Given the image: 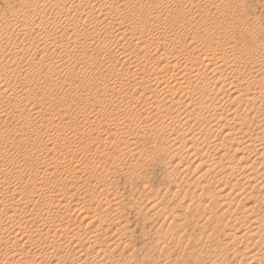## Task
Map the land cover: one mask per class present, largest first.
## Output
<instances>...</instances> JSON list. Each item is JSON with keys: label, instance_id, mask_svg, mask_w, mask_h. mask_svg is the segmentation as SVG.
I'll return each mask as SVG.
<instances>
[{"label": "bare ground", "instance_id": "6f19581e", "mask_svg": "<svg viewBox=\"0 0 264 264\" xmlns=\"http://www.w3.org/2000/svg\"><path fill=\"white\" fill-rule=\"evenodd\" d=\"M228 1H231V0H159V1H157V3L151 4L152 2H150L149 0H13L12 2L9 3L10 9H11L9 11L10 12V18L2 20V17H1V21H0V63L2 64V62L7 61L6 62L7 64L11 63V65H12L10 67L11 69H9V68L3 67L0 64L1 65L0 66V118L6 117L5 119H7V117H9L8 115H10V113L7 114V112H8L7 108L11 105H12L11 107H15L13 105H18L16 103L17 99H19V100L21 99V102H22V100L25 98L23 94H22L23 96L21 94H20L21 96H19V93H21L22 89H26L27 91L31 92L32 89L35 90V87L32 88V86H36V85L39 86V84L37 82H36L37 84L35 83L36 85H34L33 83H32L33 85H28L25 82L26 78L28 77V75L30 73L33 74L35 71L37 73V75L40 74V73H38L39 70L38 71L35 70V69H37V68H35L36 66L35 67L33 66L35 68L34 70L32 68V64L33 65L35 64V63H33V60H36L37 56L43 55V56L48 58V57H52L51 55L55 54V56H57L56 58L58 61H56L54 63H50L47 59H45V61H46V63L48 62V65L51 68L56 69V70H62V69H65L66 67H68V65H71V59H73L74 56H76V55H77L76 57L81 56L80 54H81L82 47L87 42L90 43V41H91L90 44H91V48H92V50L90 49V51H91L90 59L91 58H93V60L97 59L101 55H103V57L113 56V54L111 55V51L108 49V47L107 48L103 47L104 45H101V43H102V40L105 39L104 36L110 37V38H116L118 41L116 44H113L114 48H112V49L114 50L115 53H118L120 55V60L122 62L121 61H118V62H121L120 66H122V67H125L126 65H128V67L130 68L129 70H131L127 74H125V73L119 74L117 72H116L117 73L116 75L111 74L109 81L106 83L104 89H102V91H104V93L105 92L106 93L109 92V94L111 93L110 96H108L106 94L107 97L106 96L105 97L108 100H106L105 103H106V105L108 104V106L110 108H113L116 113L112 112L113 111L112 110L111 115L108 116V118L110 117L109 119L107 118L103 122L100 121V122L96 123L95 121H93V118H92L93 122L91 121V118H90L91 116L90 117L89 116H82V118L81 117L79 118L78 116H75V115H69V114L68 115L67 114L62 115L60 112L59 113H53V112L51 113V112H48L46 110L41 109V107L39 108V106H37L38 104L35 103V105L31 106L32 108L30 107L31 111L29 110L30 111L29 117H27V119L24 120L28 124L27 125L24 124V125L29 127V126H31V125H29V123L30 124L33 123L34 125L36 123H39V124H42V126H43V124L45 122H47L48 125L52 126V124H54V121L56 120V118L58 121V122H56L57 125L59 126V128H62V129H68L69 130L75 126L74 124L80 125L84 129V128L88 127L87 125H89L93 129L92 132L94 131L93 132L94 134L96 132H98L99 136L96 138L94 137V139L91 138L92 136H90L89 138L86 137L87 139H85L83 141H84L85 146L87 148L88 147H90L91 149L97 148V152L99 153V156L101 157L104 155L103 152L107 151L106 147H108V145L110 147H111V145L118 147V146H120L121 142L124 143V141H127V139L129 140V138H131L132 135L131 134L129 135L130 131L128 132L127 130H128V127L133 122L135 123V126L137 127L138 126L137 122L142 126L143 123L145 125V123L148 121H152L154 119L159 120L158 117H160V120L162 118H164V119H166V120H163L164 122L166 121L164 126L157 124L159 127L158 126L152 127L151 124L149 125L151 127H148V129L151 133L153 131L152 135L155 136V135L159 134L160 132L161 133L168 132V134H166V135H170V134H171V136L176 135V137L174 139L172 137V140L171 139L170 140L172 142H174V141L178 142V140L180 139V136L181 137L184 136V134H186L188 129H189L188 132H190L188 137L183 139L181 144H179V146H177L178 148L176 149L177 151H179L183 147L184 149L186 148L190 152L188 154H186L183 157V159L175 166V169H176V170L174 169L175 171L180 170L179 169L180 167H183L182 172L187 170L188 168H186L185 165H182V164H183V162L188 161L190 158H193L195 161L199 160V162H200V164L195 166V170H196V167L200 168V166H202V163L203 164L205 163V165H209L210 167L213 168V170L218 171L217 173H219V174H224V172H226V170L230 169L229 173L225 174L223 176V178H220L218 180L220 182L225 181L224 182V185H225L224 188H227L226 186L230 185V182L228 183V181H227V179H229V177H235L236 176L233 179L239 178V177H237V173H238L237 170L240 168H238V166L237 167L236 166H230V164H228L229 160H233V158H232L233 156H231V153L233 152L236 154V153H239L241 151L242 157H238L237 162H246L247 161L246 164H248V165L246 167H244L245 173L243 174V177L241 179H238V181L236 183H234L233 185L231 184L232 185V186H230L231 188L228 189L229 192H226L227 194L221 196V198L223 197L225 199H228L226 201V205L223 204L222 203L223 201L221 202L222 199L219 198L220 204L222 203L224 206H226L225 212L223 211V213H229V214L231 213V217L234 218V215H235V213H233L234 212V208H233L234 204H236L235 212L236 211L238 212L239 209H237V208L241 207L240 203L242 202L243 198L247 199L246 198L247 194L251 193V192H248L250 190L252 192L254 190H256L255 192L256 193L258 192L257 195L262 194L263 198L261 200H259L255 197L257 195H255L253 197H255V199L259 200V202H257L258 204L260 203L264 206V138L260 137V135H262V136L264 135V97H263L264 96V94H263L264 93V50L255 44L254 48H251V47L247 48L248 50L243 51V53L241 55L239 54L238 59H237V57H236V59H234V57L231 58V56H229L227 58L226 56L229 55V54L227 55L229 50L226 51V49H230L232 52L233 51L232 49L235 48V44H236L235 42L236 41H234L233 46H231V47L229 46L231 44V42L233 41L232 35L235 32L234 33L232 32V34H230L228 32L224 33V34L221 33V34H219V36L215 37L214 35L212 36V33H213L212 32L213 31L212 26L210 27L209 25L207 26L206 24L201 25V26L199 25L200 27L194 26L196 28L194 30H192V27L190 30L187 28H184L182 30V32H181V30L178 32L177 31L174 32V30H172L171 33H169L167 36H163L159 33V31H160L159 29H160V27H162L161 25H164V23H166L170 19H174L172 21L176 24L177 23H179V24L183 23V24L189 25V27H190V25L194 19L193 16L191 15L192 13L190 14L189 11L184 10V13H182V15H177L176 10H180L181 8L177 9L180 6H182V9H183V7L186 9L185 6H189L190 9H196L195 11L197 12V10H199L202 2H204V5L206 4V8H207V6L210 7L211 5H213V6L215 5L216 7H218L217 5H219V4L223 5L224 2H228ZM130 6H132L133 9L130 10V8H129ZM230 6H231V3H230ZM203 8H204V6H203ZM219 9H220V7H219ZM200 10H202V7ZM141 13H148L149 15L147 18H149L148 19L149 21L144 22V21L140 20V16H144V15H140ZM204 13H205V11H204ZM172 15H173V18H172ZM127 20L132 22V23H133V20H139L138 21L139 23L137 22V25H139V26L134 25L136 23L133 24L134 26H136V28H138L137 29L138 31L136 33L134 31H132L133 25L131 27L126 26ZM130 22H129V24H130ZM238 22L239 21H237V23ZM201 23L202 22H200V24ZM244 23H242L240 21V24H244ZM242 28H243V26H242ZM218 30H219V28H218ZM260 30H258L257 32L253 30L255 32V34H253L254 32L252 33V31H251V33H250L247 30L248 31L247 33H249V35H252V36L254 35L256 37L255 39H257ZM128 35L130 37H128ZM202 37L210 40L212 43L216 42L214 44V48L205 49V48H203V46L205 47V45H203L204 43L202 44L203 46L201 47L200 46L201 44H199V42L201 41ZM199 38H200V41L198 40ZM64 40L67 41V44L63 43ZM186 40L187 41L190 40L189 41L190 43L188 45L192 46V49L190 48L192 50V51L190 50L191 51L190 54L185 53L188 51V48H187V51H185V52L181 51L182 52L181 53L179 51L181 45L184 42H187ZM65 45L66 46L72 45V47L67 46L70 48L69 49V48H66ZM188 45H187V47H188ZM131 46H133L132 50L134 52L132 51L130 53H127L128 48L131 49ZM228 46H229V48H226ZM89 48H87V49H89ZM85 49L86 48H84V50ZM242 49H241V52H242ZM83 52H85V51H83ZM88 52H89V50H87V53ZM183 53H185V54H183ZM152 56L156 57L155 62L151 60L154 64L148 65V64H150V62H149L150 60H148V57L150 59V57H152ZM86 58H88V57H86ZM48 59H50V58H48ZM53 60H54V58H53ZM98 60H100V59L98 58ZM45 61H43V62L45 63ZM79 61H83V57L81 58V60L80 59L77 60V62L74 61L75 62L74 63L75 68L83 65V63L79 62ZM85 61H87V63L89 64L88 59ZM51 62H53V61H51ZM90 62H92V60H90ZM6 63H3V65ZM38 64L40 65L39 62H38ZM102 64H103V62H102ZM84 66H85V63H84ZM227 66H228V69H226L224 71L223 68L227 67ZM240 69L246 70L247 72L242 71V72H244V74L243 73L240 74L239 73ZM71 70H73V69H71ZM78 70H80V68ZM85 70H87V68ZM222 70H223V72H222ZM40 72H42V71H40ZM73 72H71V73H73ZM110 72L108 71V73H110ZM89 74H91L94 78L96 77L97 80L100 76L98 71L95 73L92 71ZM140 74H143V76L140 77V79L137 81V83H135L134 77L138 76L137 77V79H138ZM207 74L212 76V77L208 78L206 80ZM58 75H60V74H58ZM102 75L104 76V74H102ZM81 76H83V75H80V77ZM120 77H123V78H120ZM234 79H237L236 85L233 82ZM11 80H13V81H11ZM10 81L15 83V85H13V86H17L15 89H14V87H10V84H11ZM17 82H22L20 87H19V84ZM50 82L52 83V81H50ZM67 83L68 82L66 80H64V82H62V85L65 86V84H67ZM68 86H70V85H68ZM218 86H220V88ZM223 87L225 88L224 90H223ZM17 88H19V89H17ZM36 89H37V87H36ZM131 91H133L132 94H134V92H135L137 95L135 94L133 96L127 97L128 93ZM216 91H217V93L221 91V93H223L224 97H225V94H229V96H228L229 98H227L228 100L224 101L225 99L224 100L223 99L220 100L221 98L217 99L218 97L215 96ZM134 96H137L138 99L137 100L134 99L135 98ZM160 97L161 98L163 97V99L165 98L164 100H167L166 102L168 104L164 103V101L161 102ZM85 98H86V96H85ZM81 99H79V100H81ZM83 99H84V97H83ZM76 100H77V98H76ZM30 101H31V99L29 100V103H30ZM36 101H37V99H36ZM83 102L84 101L81 100L80 103L84 104ZM229 102L230 103L231 102H240V103L242 102L243 106H245L244 107L245 109H243L244 110L243 112H241L237 109V111L244 113L243 116L241 118H239L237 121L230 122V123H232L231 125L225 126V125H223L224 121L222 122L223 124L221 123V121L223 120L222 115L216 114V109H219V108H221V109L227 108L228 109V107H229L228 103ZM27 103H28V101H27ZM80 103H78V104H80ZM85 103H87V102L85 101ZM140 105H142V108L140 110L135 108L137 106L139 107ZM167 105H170V106H167ZM231 105H233V104H231ZM180 106H185L186 111L185 112L183 111L184 112L183 114L181 113L182 114L181 117L180 116L176 117V115L174 117V115H172L171 112L175 111L174 109H176L178 107L180 108ZM238 106H240V105H238ZM100 109H102V108H100ZM135 110H138V111L135 112ZM235 110H236V108H235ZM235 110L230 111V114L232 116L233 115L238 116L235 114L236 113ZM10 111H11V109H10ZM20 112L17 114L14 113L15 115H13L14 116L13 118H15L17 120L18 119L20 120V118L24 119L23 113L22 112L20 113ZM85 112H86V110H85ZM90 112H92V110ZM96 112H99V111H96ZM126 112H130L132 114V115L131 114L129 115V116H131L130 117L131 120L128 119L129 120L128 124L126 123V127L123 126L124 128L122 127V129H120L118 126V128L120 130L118 132H116V134L120 135L119 143L113 144L111 142H108L110 140L109 138H107V139H109L108 141L106 139L100 140L103 138V137L100 138V133L103 134V132H101V131L104 129L106 130V128L111 126L112 121L117 123L120 119L123 120V118H126L127 117V116L125 117ZM172 113H174V112H172ZM177 113H178V111H177ZM89 114L91 115V113H89ZM104 114H105V111H104ZM25 115H27V114H25ZM97 115H99V113ZM105 116H107V115H105ZM24 117H26V116H24ZM103 118L104 117H102V119ZM225 120L227 121V119H225ZM98 121H99V119H98ZM155 121H154V124H155ZM163 121H160L161 122L160 124H162ZM0 122H2V121H0ZM152 122H150V123H152ZM124 123L125 122L123 121L122 124H124ZM228 124H229V122H228ZM248 124H253L252 126L254 129L257 130V132H256V134L252 132L253 134L249 133L248 135L242 136L241 134H243V129L245 130V128L247 127ZM55 126H54V128H55ZM141 126L139 127L140 129L142 128ZM145 126H143V127H145ZM225 128H227L226 129L227 132H225ZM248 128H249V126H248ZM21 129H23V128H21ZM1 130L3 131V129H1ZM105 130H104V132H105ZM144 130H146V129H144ZM20 131H22V130H20ZM180 133H181V135H180ZM210 133H212L213 135L215 134L214 137H212L211 142L206 140V139H203V137L205 138V137L209 136L208 134H210ZM220 133L221 134L223 133L224 137H222L223 136L222 135L220 138H218V136L221 135ZM224 133H226V134H224ZM246 133H248V132H246ZM18 134H19V132H18ZM18 134H16V136ZM88 134H90V133L88 132ZM10 135H12V134H10ZM69 137H70V135H69ZM80 137H82V135ZM225 137L226 138L228 137L229 140L226 141ZM53 138L49 139V141L52 144L55 143L57 136L54 140H53ZM65 138L67 139V137H65ZM73 138L67 139V142L70 143V141H73L71 144H73V143L75 144V142L78 139L79 142L81 143L82 138H79L78 133H77V135L75 134V136L73 135ZM168 138H170V137H167V139ZM135 139H138V141H137V143H134V144L133 143L129 144L128 141L125 142V144H127V147H126L127 153L130 154V156H132V157L137 155L138 153L139 154L141 153V151L138 149V146H137L140 138L138 137ZM219 139H220V141H219ZM9 140L4 139L2 136L0 137V160H2V161L5 158H7L8 155H11V154H15V155L17 154L18 155L20 153V151H22L19 148L20 144L17 145V143H15V142L13 143L12 140H10V141H12V142H10ZM57 140H59V139H57ZM62 140H63V138H62ZM166 141H168V140H166ZM177 142H175V145ZM198 142H200V143L198 144ZM228 142L231 143V146L229 148L227 146ZM35 144L33 145V147H35ZM52 144L49 143V146ZM131 144H133L135 147L134 146H133V148L130 147ZM170 144H171V142H170ZM186 144H188V145L186 146ZM205 144H206V146H208V149L205 153H203L206 156L204 158L203 154H197L196 152L203 149L202 146ZM234 144L237 145L238 147H240L241 149L234 148L233 147ZM26 145H28V144H26ZM171 145L173 146L174 144L172 143ZM175 145H174V147H175ZM219 145H222V146L224 145V147H227L228 149L225 148V150H227V151L226 152L224 151V153L219 157L220 161H218V163L214 164V158L211 156L212 154L210 155L209 153L210 152L214 153L216 150L220 151ZM46 146H48V145H46ZM184 146H186V147H184ZM54 147H56V146H54ZM101 148H103L102 149L103 151L100 152ZM123 148H124V146H123ZM33 149H36V148H33ZM65 149H67V147H65ZM38 150L39 149H37L36 151H38ZM126 150H125V153H126ZM24 151L25 150H23V152ZM66 151H68V149ZM66 151L64 153H66ZM70 151H71V149H70ZM75 151H77V150H75ZM32 152H33V150H32ZM121 152H123V151H121ZM246 152H247L248 156H246ZM33 153H35V152H33ZM36 153H38V152H36ZM62 153H63V150H62ZM64 153H63V155H64ZM86 153L87 152H85V151L83 152V154H84L83 158H87L88 155ZM125 153H123V155ZM28 154H26L25 164L28 163L27 162V160H28L27 155ZM23 155L25 156V154H21V156H23ZM139 156H141V155H139ZM69 157L70 156H66V158L63 157L61 162L59 160L60 164L58 162H56V165H53L54 163L53 164H47V163H45L46 161H43L40 163H38L36 161L37 163L34 165V167H33V165H31L29 167V168H31V169H29V171L26 168L27 165H23L24 163L22 165L18 164L19 165L18 166L16 162L13 163V161H12L13 164L11 165V168L9 170L1 171V173H0L1 174L0 191L3 188L1 186H4L8 190H10L11 193L9 194V191H6V189H5L6 192L3 193L2 196L0 197L1 198V200H0V205H1L0 215H4L6 217L5 222H7V225H4V226H2V224H0V234L1 235L7 234L5 237L9 238V239H7V240H9V242H10V240H16L17 242L20 241V242H23L25 245L29 246L31 243H36V242L41 243L40 241H43L44 247L47 245L46 243H49L50 245L54 246L56 243H54L53 239H54V236L55 235L57 236L58 234L54 233L55 234L54 235L53 233H51V234H53L52 235L53 241L51 242V241H49L50 238L47 236V232L50 231L54 227H56L55 230H60V229H57V227H59L60 225L59 224L56 225V222L59 223L58 221H60L59 217L57 216L58 215L57 213H60L62 211L61 212L62 216L61 215L60 216L62 219H64L63 222H65V219L68 220V218L66 216H64V214L66 212L68 213V211L73 210L74 213H77V214H79V216L81 215L83 217V221L84 220L87 222L91 221L89 223V225H87L86 227L91 226V224H94L97 221L103 220V219L102 220L100 219L103 216L102 214H100L98 212L99 214L95 215L94 211L88 207L89 206L88 202L92 203V201H96L95 199H97V198H99L100 205L102 204V205H104V207H106L103 209L104 213L110 214V211H113V212L116 211L117 213L115 214V218L116 217L117 218L115 221H117L119 223H120V221H122V219L119 217L121 219L120 220L117 216V214L120 212L119 210H120V206L122 205V203H119L120 201L119 202L117 201V199H118L117 196L112 194L113 193L112 191L114 189L112 191H110L111 189L106 188V189H101V191H98V189L102 186L99 182L94 187L91 185L93 188H95V195L92 197H90L92 192H91V188L89 187V184L88 185L86 184L82 187H80L81 185H79L78 189H76V188H75L76 190L74 189L76 191L75 194L70 195L68 193V190H64L61 187H57V185H55V184L49 185V183L46 182L47 180H45L46 179L45 175L49 173V172L46 173V171H49L48 170L49 167H47V166L48 165L52 166L50 168L51 173L49 175L53 178L54 176L57 175V173H59V174L61 172L63 173L65 171L64 169L67 168V165H70V164L73 165L74 164V162L72 160L73 157L70 158L72 161L68 159ZM8 158L10 159L11 157H8ZM75 159H76V157H75ZM22 160H23V158H22ZM22 160H21V162H22ZM92 160H94V159H92ZM96 160H99V159L97 158ZM200 160H202L204 162H202ZM223 161H227V165L225 163H224L225 165H223L222 164ZM9 162H11V161H9ZM9 162H8V164H9ZM80 163H81L80 161H78V162L75 161V166L73 165L74 168L71 169L72 170L71 175H72V178H74V180L76 179V175H77L79 169L82 168L81 165L82 164L84 165V163H82V164H80ZM103 163H105V162H103ZM95 164H94L93 168H96V170H97L98 167H95L96 166ZM239 165H240V163H239ZM80 166H81V168H80ZM119 167L121 169V166H119ZM45 168H46V170H44ZM40 169L44 170L41 172H43L45 179H44V177H41V179L35 180V181H34V178H33V180H31L30 177L28 179V176L30 175L29 173H31V171L32 172H33V170L39 171ZM260 170H262L261 173L258 172ZM207 173H209L208 170L206 171V174ZM217 173H215V175L213 177H210L213 181L215 180ZM123 174H125V173H123ZM104 175H106V174H103V172H101V176H104ZM202 176H204V175L202 174ZM32 177H34V176H32ZM95 177H96V175H95ZM104 177L106 178L107 176H104ZM104 177H102V178H104ZM68 178H69V180L71 179L70 177H68ZM79 178L80 177H78V180H79ZM201 178H199V179H201ZM210 178H209V181H210ZM47 179H48V177H47ZM84 179H87V178H84ZM104 180H106V179H104ZM231 180H232V178H231ZM241 180L243 182H241ZM66 181L68 182V179ZM80 181H83V179L81 180V178H80ZM49 182L53 183V181H49ZM71 182H72V180H71ZM54 183H55V181H54ZM56 183H58V182H56ZM193 183H195V182H193ZM221 184H223V183H221ZM182 185H183V183H182ZM197 185H199V183ZM75 186H77V185H75ZM103 187H105V186H102L101 188H103ZM180 188H182V187H180ZM66 189H67V187H66ZM92 191H93V189H92ZM2 192H4V191H2ZM90 192H91V194H90ZM177 194L178 193H176L175 195H177ZM40 198H41V200L43 198L44 206H42V207L38 206L37 204H39V203L35 202L36 199H40ZM86 199L88 202L86 201ZM88 199H90V201ZM248 200H249V198H248ZM97 202H96V204H97ZM91 205L92 204H90V206ZM156 205H158V204H156ZM117 207L119 208V210L117 209ZM255 208L256 207L252 206V205L250 208H244L245 215H244V213H242L244 216L242 215V217L236 218L235 220L232 219L233 221L230 220V222H233L232 223L233 225L232 224L228 225L230 227H234L236 225H240V227H241V225H242V226H245V228L248 227V229H249L248 232L244 231L245 233L241 234V236H239L237 233L235 234V232H237L238 230L235 231L234 234H231L230 238L233 242L232 244H235V242L240 243V244L245 243L246 246H251V247L254 246V247H252L253 249L255 247H259V248L261 247L259 250L257 248L254 251V253L252 252V248H250V247H249L250 249L247 248V251L244 248L245 249L244 252L245 251L246 252L242 253L243 252L242 251L241 252L242 255H240L241 253L238 252L240 256H239V260H238L239 262H237V264H264V215L263 216H257L255 214V212L257 213V211H255ZM161 209H159V210H161ZM259 209H261V208H259ZM100 210H102V209H100ZM91 212H93V213L91 214ZM239 212H243V211H241V209H240ZM67 213H66V215H69V213L68 214ZM50 214H52V215L55 214L58 217V221L55 220L56 216L53 215L54 217L53 216L52 217L56 221V222L54 221L55 223L52 221L53 223H49V225H48V223H46L45 226L43 224L42 229L44 230V227L46 229H48L46 231V233H44L43 235L40 234L38 228L34 229V231H32V232H26L27 231L26 229H33V228L37 227L35 224L37 219L39 222V219H42L46 215H47L46 217L49 218ZM246 214H247V216H246ZM72 215L74 216V214H72ZM121 215H123V214H121ZM214 215L216 217V214H214ZM238 215H236V216H238ZM254 215H256V216H254ZM46 217H45V219H46ZM72 217H70V218H72ZM212 217H214V216H212ZM45 219H43V220H45ZM49 220H47L46 222H48ZM72 220L73 219H71L70 222ZM118 220H120V221H118ZM115 221H113V222H115ZM5 222H4V224H5ZM67 222H69V220ZM67 222L65 223L66 225H67ZM1 223H3V222H1ZM71 223H70V225H71ZM103 223H101V224H103ZM40 224H42V222H40ZM119 225H121V224H119ZM180 225H183V224H180ZM246 225H247V227H246ZM99 226L98 227L102 229L101 225H99ZM125 226H126V224H125ZM184 226H185V224H184ZM228 226H225V227H228ZM78 227H75V228L78 229ZM170 227L173 228V225ZM205 227H206V225H205ZM174 228H175V226H174ZM80 229H82V228H80ZM80 229H78L77 232H79ZM101 229H100L99 235H101ZM168 229H169V227H168ZM230 229H233V228H230ZM75 230L76 229H74V228L67 229L68 233H67L66 237H64V236L62 237L64 239H66V241H68L67 242L68 243L67 248L69 247L68 245L70 243L76 246L77 249L75 250V253H74L75 256L73 255L75 258L72 259V257H69L67 255V253H66L67 256L61 255L62 257L61 256L58 257L59 254H57V252H56L57 248H55L56 249V251H55V249L51 246L53 248L52 253H54V251H55L58 256H56L50 252L47 253L48 251L45 249L47 251L46 252L47 253L46 259L48 258V262L49 261H50V263L56 262L57 264H95V262H96V264L97 263L102 264L103 259H105V257H106V256L101 257L103 255V249L100 248L102 250H99L97 252L98 254H101V256L96 257V255H95L96 258L93 257L91 255L92 253H90V250L92 251V249L96 245H94L93 247L91 246V248L89 246L88 247V248H90L89 250H87V247L85 250H83L82 244H84L85 242L81 244V239L84 240L83 239L84 237L81 234H80V236H82L83 238L78 237L79 235H78V233L75 232ZM82 230H80V233L82 232ZM62 231L66 232V230L64 228L62 229ZM103 231H105V230H103ZM169 231L172 232L170 229H169ZM169 231H167V232H169ZM51 232H52V230H51ZM91 232H93V233H91L89 235L90 238H88L89 239L88 241L96 243V239L98 238V232L97 231H95V232L91 231ZM211 232L212 231H210V233ZM87 234H89V233H87ZM60 235H61V233H60ZM217 238H219V237L217 236ZM60 239H61V237H59V240ZM163 239H165V238H163ZM7 240H4V242L2 240L1 241L3 243L9 244V242H5ZM12 242L13 241H11L10 243L11 244H14V243L19 244L15 241H14V243H12ZM91 242H89V243H91ZM59 243H57V245H59ZM86 245H87V243H86ZM237 245L239 246V244H237ZM16 246H12L11 249L14 247H15V249H17ZM31 246H32V244H31ZM36 246H37V244H36ZM75 246H74V248H75ZM108 246L110 247V244ZM226 246H228V244ZM0 247H1V244H0ZM22 247H21V249H22ZM35 247H33L32 249H34ZM37 247L39 248V246H37ZM37 247L35 249H37ZM40 247H42V245ZM47 247H48V245H47ZM55 247H56V245H55ZM58 247H59V249L63 248L60 246H58ZM19 248H20V244H19ZM29 248H31V247H29ZM83 248H85V246ZM15 249H14V251H15ZM40 249H37V251ZM42 249L44 250V248H42ZM59 249H58V251H59ZM2 250H4V249H2ZM43 250H41V251H43ZM125 250H127V248ZM224 250L225 249H223V251ZM5 251L10 252L9 250H5ZM5 251H3L4 254H5ZM129 251H130V249H129ZM8 252H6V253H8ZM131 252H133V251H131ZM10 253H9V255H10ZM15 253H17V250ZM19 253H17L19 255H16L13 253H11V254L16 255L14 258L17 257L18 260H19V258H22V256H23V258H24V256H26V254L24 255L21 252H19ZM238 253H234V255L236 254L235 258L238 257ZM2 254H0V255H2ZM21 254H22V256H21ZM27 254H28V252H27ZM9 255H7V256L9 257ZM39 255H41L40 252H39ZM44 255H45V253H44ZM107 255H110V254H107ZM234 255H233V257H234ZM3 256H5V255H3ZM37 256H36V259H39L38 258L39 256L38 257ZM91 256L93 258V260H92L93 262L89 260V259H91ZM127 256L129 257V256H131V254L130 255L128 254ZM127 256H126V258H127ZM4 258L7 259L6 257H4ZM12 258H13V256H12ZM42 259L40 258V261ZM1 260H3V259H1ZM1 260H0V263H1ZM88 260L92 263H89ZM130 260H131V258H130ZM5 261H7V260H5ZM23 261L21 263L20 262L19 263L22 264ZM32 261H33V259H32ZM124 261H125V259H124ZM7 262H5V263H7ZM48 262H47V264H48ZM131 262H132V260H131ZM16 263H17V261H16ZM27 263H28V260H27ZM33 263L35 264L34 261H33ZM10 264H13V263H10ZM30 264H31V261H30ZM125 264H139V263L136 260H134L132 263L125 262Z\"/></svg>", "mask_w": 264, "mask_h": 264}, {"label": "rangeland", "instance_id": "374dc122", "mask_svg": "<svg viewBox=\"0 0 264 264\" xmlns=\"http://www.w3.org/2000/svg\"><path fill=\"white\" fill-rule=\"evenodd\" d=\"M12 1L13 0H0V21H1V17H2V20L10 18V12L9 11L11 9H10V4L9 3L12 2ZM149 1L152 2L151 4H155L159 0H149ZM230 3H231V6H230ZM203 6H204V8H203ZM211 6L210 7L207 6V8H206V4L204 5V2H202L201 6H200L199 10H197V12L195 11L196 9H190L189 6H185L186 9L184 7L182 9V6H180L179 8H177V9L181 8L180 10H176L175 9L177 15H182V13H184V10L185 11H189L190 14L192 13L191 15L193 16L194 19H193V22L191 23L190 27H189V25H186V24H183V23L182 24L181 23L180 24L179 23L176 24V23H174L172 21L174 19H170L166 23H164V25H161L162 27H160L159 33L161 35H163V36H167L169 33H171L172 30H174V32H176V31L178 32V31L181 30V32H182V30L184 28H187V29L190 30L191 27H192V30H194V29H196L194 26H199V25L201 26V25L206 24L207 26L208 25L210 27L212 26V30H213L212 31L213 32L212 36L214 35L215 37L219 36V34H221V33L224 34V33L228 32V33L232 34V32L233 33L235 32L232 35V40L233 41L231 42V44L229 46L230 47L233 46L234 45L233 44L234 41H236L235 42L236 43L235 44V48L236 49L235 48H234L235 50L232 49L233 50L232 52H231L230 49H226V51L229 50V52L227 53V55L228 54L229 55L226 56L227 58L229 56H231V58L234 57V59H236V57H237V59H238L239 58V54L241 55L243 53V51L248 50L247 48H250V47L254 48L255 44L257 46L261 47L264 50V0H231V1H228V2H224L223 5L222 4L221 5L220 4L217 5L218 7H216L215 5H214L215 7L213 5H211ZM201 7H202V10H200ZM219 7H220V9H219ZM129 8H130V10L133 9L132 6H130ZM204 11H205V13H204ZM140 15H144V16H140ZM140 15H139L140 16V20H142L144 22L149 21L148 20L149 18H147L148 15H149L148 13H141ZM172 18H173V15H172ZM138 21L139 20H133V23H132V22L127 20V23H126L127 25L126 24L125 25L131 27L134 23H136L134 25L139 26V25H137ZM237 21H239V22L237 23ZM240 21L242 23H244V22L245 23L244 24H240ZM129 22H130V24H129ZM200 22H202V23L200 24ZM134 25L132 26V31H134L136 33L138 31L137 30L138 28H136V26H134ZM242 26H243V28H242ZM218 28H219V30H218ZM246 29L250 33H251V31L253 33L254 31L257 32L258 30H260V29L261 30L259 31V35H258L257 39H255L256 37L254 35L253 36L249 35V33H247L248 31ZM253 34H255V32ZM104 37H105V39L102 40L101 45H104L103 47H105V48L108 47V49L111 51V55L113 54V56L103 57V55H101L100 57H98L100 60H98V58L94 59V60H93V58L90 59V55H91L90 49L92 50L91 44H90L91 41H90V43L87 42L82 47L81 54H80L81 56L76 57L77 56L76 55V56L73 57V59L76 57L74 60L71 59V65H68V67L65 68L66 70L65 69H62V70L53 69V68H51L48 65V62L46 63L45 59H47L50 63H54V62L58 61L57 58H56L57 56H55V54L51 55L52 57H48L50 59H48L47 57H45L43 55H39V56H37L36 60H33V63H35V64L34 65L32 64V68H33V70L35 68H37L35 70L36 71L39 70L38 73H40V74L37 75V73L35 71H34L33 74L30 73L28 75V77L26 78L25 82L28 85H33V84L36 85L38 83L39 86H37V85L36 86H32V88L35 87V90L32 89L31 92L27 91L26 89H22L21 93H19V96H21L23 94L24 97H25L22 100V102H21V99L20 100L17 99L16 103L18 105H13L15 107H11L12 106L11 105V106H9L7 108V111H8L7 114L10 113V115H8L9 117H7V119H5L6 117L0 118V121H2V122H0V135L4 139L12 140L13 143L15 142V143H17V145L20 144L19 148H20V150H22L19 153L20 155L19 154L18 155L17 154L16 155L15 154H11V155H8L7 158L4 159L5 161L4 160L3 161L0 160V165H1L0 166V173L3 170H9L11 168V165L13 163H15V162L17 163V165L18 164L22 165L24 163L23 165H27L26 168L29 171V169H31L29 167L31 165H33V167H34V165L37 162L40 163V162L46 161L45 163H47V164H53L54 163L53 165H56V162L59 163V160L61 162L63 157L66 158V156H70L68 158L69 160H71L70 158L73 157L74 159L72 158V160L74 162V164H73L74 166H75V161L76 162L80 161L81 162L80 164L84 163V165L83 164L81 165L82 168L80 166L81 169H79V171H78V173L76 175V179L77 180L76 179L74 180V178H72V175H71V171H72L71 169L74 168V166L72 164L67 165V168L64 169L65 171L63 173L62 172L60 174L57 173V175L54 176L53 178L49 175L51 173V169L50 168L52 166L48 165L47 167H49V169H48L49 171H46V173H48V172L49 173L45 175L46 179H45V176H44L43 172H41V171L46 170V168L44 170L40 169L39 171H35V170H33V172L31 171V173H29L30 175L28 176V179H29V177L31 178V180H33V178H34V181H35V180L41 179V177H44V179L47 180L46 182L49 183V185H52V184L54 185L55 184V185H57V187H61L64 190H68V193L70 195L75 194V192H76L75 190L78 189L79 185H81L80 187H82V186H84L86 184L87 185L89 184V187L91 188V192L93 194L92 195L91 192H90V194H91L90 197L95 195V188H93V187L96 186L97 183L100 182V184L102 186H105V187L101 188L102 187L101 186L99 188L100 190L98 189V191H101V189H106V188L107 189H111L110 191H112L114 189L112 191L113 192L112 194L117 196V198H118L117 201L118 202L120 201L119 203H122V205L120 206V210L118 208L119 206L117 207V209L120 211L119 212L120 214L118 213L117 216H118V218L120 217L122 219V221H120L121 220L120 218H119L120 220H118V221H120V223L115 221L116 218H117V217L115 218V214L117 213L116 211L115 212L110 211V214L104 213L103 209L106 208V207H104V205H102V204L100 205L99 198L95 199L96 201H92V203L91 202L89 203L87 201V199H86V201L89 204L88 207L94 211L95 215H98L100 213V214H102L104 216V217L102 216V218H100L101 220L103 219L102 221H97L94 224H91V226L86 227L87 225H89V223L91 221H89V222H87L85 220L83 221V217L81 215L79 216V214H77V213H74L73 210L68 211L69 215H66L67 212L64 214V216H66L68 218L69 222H67L68 221L67 219H65V222H63L64 219L61 218V216H62L61 212L62 211L60 213L56 212L58 215L55 213L59 217L60 221H58V217L55 214H53L54 216H56L55 220H57L59 223H57L53 219L54 216L52 214H50L51 216L49 215V218L46 217L47 216L46 215L42 219H39V222H38V219H37L36 222H35L37 227L33 228V229H26L27 230L26 232H32V231H34V229L38 228L39 229V233L43 235L48 230L45 227H44V230L42 229L43 228L42 227L43 224L45 226L46 223H48V225H49V223H53L55 221L56 225H58V224L60 225L59 226L60 228L57 227V229H60V230H55L56 227H54V228L51 229L52 232H51V230L47 232V236L50 238L49 241L52 242L54 240V243H56L55 244L56 247H55V245L52 246L49 243H46L49 248L47 247V245L44 247V245H43L44 242L43 241H40L41 243H39V242L38 243L37 242L36 243H31L32 246H31V244L29 246H27L23 242H20V241L17 242L16 240H10V242L13 241L12 243H14V241L19 243L20 244V248H19V244H16V243L11 244L9 242V240H7V239H9V238L5 237L7 234H5V235H3V234L1 235L0 234L1 235L0 236V241L2 240L4 242V240H7L5 242H9V244L3 243L2 241L0 242V244H1L0 254L3 253L2 255H0V260L3 259V260H1L0 264H10V263L20 264L23 260L24 261H23L22 264H25V263L26 264H28V263L30 264V261H31V264H34L33 261L35 262V264H41V263L42 264H47L48 258L46 259V257H47L46 254L49 253V252L52 253L53 252V248L54 249L57 248V251H56V249H55V251L57 252V254H59V256L56 254L55 251L52 254L60 257L61 255L65 256L66 253H67V255L69 257H72V259H74L75 258L74 257L75 254L74 253H75V250L77 249L76 246L70 243L68 245L69 247L67 248V244H68L67 242L68 241H66V239L62 238L63 236L66 237V235L68 233L67 229H69V228L76 229L75 232L78 233V235H79L78 237H81V238L84 237L83 239L85 241L80 238L81 239V244L85 242L84 244H82L83 245L82 246L83 250H85L86 247H87V250H89L91 248V246L93 247L94 245H96L92 249V251L90 250V253H92L91 255L93 257H95V255H96V257L97 256H101V254H98L97 252L99 250L103 249V255L101 257H103V256H106V257H105V259H103L102 264H113V263L114 264H118V263L119 264H125V262L132 263L134 260H136L139 264L140 263L141 264H237V262H239L238 261L239 260V256L242 255V253H245L247 251V248H249V247L252 248L254 246H252V247L251 246H246L245 243L244 244H240V243H237V242H235V244L237 243V244H239V246L237 244L236 245L232 244L233 242H232V240L230 238L231 234H234V232L238 230L237 232H235V234L237 233L239 236H241V234H244L245 232H248L249 229H248L247 225H246L247 228H245V226H242V225H241V227H240V225H236L234 227H230L228 225L233 223V222H230V220H232V219L235 220L236 218L242 217V215H243L242 213L245 212L244 208H250L251 205L256 207L255 211H257V213L255 212V214L257 216H263L264 215V213H263L264 212V206L262 204H260V203L259 204L257 203L263 197H262V194L261 195L260 194L257 195L258 192L256 193L255 192L256 190H254L253 192L251 190L248 191V192H251L252 194L248 193L249 195L247 194V197H246L247 199H244V198L242 199V202L240 203L241 207L238 206L239 208H237V209H239V210H238V212L236 211L237 213L235 212L236 204H234V206H233L234 212L232 211L233 213H235L234 218L231 217V213L230 214L229 213H223V211L225 212V208H226V206H224L223 204L226 205V201L228 199H225L223 197L221 198V196L227 194L226 192H229L228 189L231 188L230 186H232L234 183H236L238 181V179H241L243 177V174L245 173L244 167H246L248 165V164H246L247 161L246 162H237V158L238 157H242L241 151L239 153H236V154L232 152L231 156H233L232 157L233 160H229L228 161V164H230V166H236V167L238 166V168L241 169V170L240 169L237 170L238 171L237 177H239V178L233 179L236 176L235 177H229V179H227V181H228V183L230 182V185L226 186L227 188H224V186H225L224 182L225 181H221L220 182L218 180L220 178H223V176L225 174L229 173L230 169L226 170V172H224V174H219V173H217L218 171L213 170L212 167H210L209 165H205V163L203 164L202 162H204V161L200 160V161H202L201 162L202 166H200V168L198 167L199 169L196 167V170H195V166L200 164V162H199V160L195 161L193 158H190L188 161H185L182 164V165H185L186 168H188L187 170L182 172V168L183 167H180L179 168L180 170L175 171L176 170L175 166L183 159V157L186 154H188L190 152L186 148L184 149L183 147L179 151L176 150L178 148L177 146H179V144H181L183 139L188 137L190 132H188L189 131V129H188V131H187L188 133L186 132V134H184V136H182V137L180 136V139L178 140V142L174 141V140H173L174 142H172L171 141L172 137L174 139L176 137V135H172V136H171V134L170 135H166V134H168V132H165V133L163 132L164 134L160 132L159 134H157L155 136L152 135L153 131L151 133L149 131L148 127H151V126L154 127V126H158V125H163L164 126L165 122H166V121L165 122L163 121V120H166L164 118H162L160 120V117H158L159 120L154 119V120H152L153 122L152 121H148V122L145 123L146 126L144 125V123L141 126L137 122L138 126L136 127L135 123L133 122L128 127L127 131L128 132L130 131L129 135L130 134L132 135L131 138H129V140L127 139L129 144L130 143H133V144L137 143L138 139H135V138H138V137L140 138L139 143L137 144V146H138V149L141 151V153L140 154L138 153L137 155H135L133 157L130 156V154L127 153V150H126L127 144H125V142H127V141H124V143L121 142L120 146H118V147H115V146L111 145V147L113 146L114 148L113 147L111 148L108 145V147H106L107 151H104L103 152L104 155L101 156V157L99 156V153L97 152V148H94V149H91L90 147L87 148L85 146V143H84L83 140L89 138L90 136H92L91 137L92 139H94V137L96 138V137L99 136L98 132H96L95 134L93 133L94 131L92 132L93 129L89 125H87L88 127L84 128V129L80 125H76V124H74L75 126L73 128H71V129H69V130L68 129H62V128H59V126L57 125L56 122H58V121H57V118H56V120L54 121V124H52V126L48 125L47 122H45L46 124L44 123L43 126H42V124H39V123H36L35 125L33 123L32 124L29 123V125H31V126H29V125H28L29 127L25 126L28 123H26V121H24V120L27 119V117H29L30 111H31V108H32L31 106L35 105V103L38 104L37 106H39V108L41 107V109L46 110V111L51 112V113L52 112L53 113H59L60 112L62 115H66V114L67 115L68 114L69 115H75V116H78L79 118L80 117L82 118V116H89V117L91 116L90 117L91 121H92V118H93V121H95L96 123L100 122V121L103 122L104 120H106L108 118V116L111 115V111L112 110H113L112 112H115V110L113 108H110L108 106V104L106 105V103H105V101L108 100L106 98L107 95L110 96L111 93L110 94H109V92L108 93H106V92L104 93V91H102V89H104L106 83L109 81L111 74L112 75H116L117 73H119V74H124V73L127 74L131 70H129L130 68L128 67V65H126L125 67L120 66L121 62H122L120 60V55L118 53H115L114 50L112 49V48H114L113 44H116L118 40L116 38H110V37H106V36H104ZM128 37H130V36L128 35ZM198 40L200 41V38ZM189 41L190 40H188L187 42H184L181 45V47L179 49L180 52L181 51L185 52V51H187V48H188V51L185 52V53L190 54V52L192 51L191 50L192 46L188 45L190 43ZM63 43L67 44V41L64 40ZM215 43L216 42L212 43L210 40L205 39L204 37H202L201 41L199 42V44H201L200 45L201 47L203 45H205V47L203 46V48H205V49L214 48V44ZM187 45H188V47H187ZM67 46H69V45H67ZM67 46L65 45L66 48L72 47V45L69 46V47H67ZM229 46L226 47V48H229ZM84 48H86V49L84 50ZM87 48H89V49H87ZM132 49H133V46H131V49L128 48L127 53L132 52L133 51ZM241 49H242V52H241ZM87 50H89L88 53H87ZM83 51H85L87 54L85 52H83ZM185 53H183V54H185ZM82 57H83V61L84 62L83 61H79V62H82L83 65L80 66V67L78 66L80 68V70H78L79 68L78 67L75 68V64L74 63L77 62V60H79V59L81 60ZM86 57H88V58H86ZM53 58H54L55 61L53 60ZM87 59L89 60L88 61L89 64L87 63V61H85ZM155 59H156L155 56L150 57V59L148 57V60H150L149 61L150 64H148V65L154 64L152 61L155 62ZM90 60H92V62H90ZM43 61H45V63ZM51 61H53V62H51ZM101 61L103 62V64H102ZM118 61H121V62H118ZM6 62L7 61H4V62H2V64L1 63L0 64L3 67H5V68L11 69L10 68L12 66L11 63L8 62L9 64H7ZM38 62L40 63V65L38 64ZM3 63H6V64L3 65ZM84 63H85V66H84ZM33 66L34 67L36 66V67L34 68ZM86 68H87V70H85ZM71 69H73V70H71ZM106 69L109 72L110 71L111 72L108 73V71ZM226 69H228V66L223 68L224 71ZM223 70H222V72H223ZM40 71H42V72H40ZM92 71L94 73L98 71V73L100 74L98 80H97L96 77H95L96 78L95 79L91 74H89ZM240 71H239L240 74H242V73L244 74V72H247L246 70H242V69H240ZM242 71H244V72H242ZM71 72H73V73H71ZM58 74H60V75H58ZM102 74H104V76ZM80 75H83V76L80 77ZM207 75H206V80L208 78L212 77L210 75H208V76ZM142 76H143V74H140L138 79H137L138 76H135L134 77V79H135L134 82L137 83V81ZM120 78H123V77H120ZM49 80L52 81V83ZM64 80H66L68 82L67 84H65V86L62 85V82H64ZM236 80L237 79L233 80L235 85H236ZM11 81H13V80H11ZM11 81H10V83H11L10 87H14V89H15L17 86H13V85H15V83H13ZM17 83L19 84V87L22 84V82H17ZM68 85H70V86H68ZM36 87H37V89H36ZM218 87L220 88V86H218ZM17 89H19V88H17ZM224 89L225 88L223 87V90ZM132 93H133V91L129 92L127 97L133 96V95L136 94L135 92H134V94H132ZM85 96H86V98H85ZM103 96L104 97L106 96V97L104 98ZM215 96L218 97L217 99L221 98L220 100H222V99L224 100L225 99L224 101H227L228 100L227 98H229L228 97L229 94H225V97H224V95H223V93H221V91L218 92V93L216 91ZM75 97L77 98V100H76ZM83 97H84V99H83ZM134 97H135L134 99H136V100L138 99L137 96H134ZM30 99H31V101L29 103ZM36 99H37V101H36ZM79 99L83 100L84 104L80 103L81 100H79ZM164 99H163V97L162 98L160 97V101L161 102L164 101V103L168 104L166 102L167 100H164ZM26 100L28 101V103H27ZM85 101L87 103H85ZM78 103H80L81 105L78 104ZM228 104H229V107H228V109L226 108L227 110L226 109H221V108L216 109V114L222 115L223 120L221 121V123L224 121L223 122L224 124L223 123L222 124L225 125V126L231 125L232 123H230V122L237 121L239 118H241L243 116V114H244V113H241V112H243L244 111L243 109H245L244 108L245 106H243L242 102L241 103L240 102H231V103L229 102ZM231 104H233V105H231ZM238 105H240V106H238ZM167 106H170V105H167ZM9 108L11 109V111H10ZM100 108H102V109H100ZM135 108L140 110L142 108V105H140L139 107L137 106ZM235 108H236V110H235ZM237 109L239 111H241V112L237 111ZM85 110H86V112H85ZM91 110H92V112H90ZM103 110L105 111V114H104ZM174 110L175 111L177 110L178 113H177V111L176 112L172 111L174 113L171 112V114L174 115V117H175V115H176V117H179V116L181 117L182 114L186 111V108H185V106H180V108L178 107V108H176ZM232 110H235V112H236L235 114L238 115L239 117L238 116H234V115L232 116L230 114V111H232ZM20 111L23 113V118H24V119L20 118L21 121L19 119L17 120L15 118H13L14 117L13 115L19 113ZM96 111H99V112H96ZM136 111H138V110H135V112ZM89 113H91V115ZM96 113L97 114L99 113V115H97ZM25 114H27V115H25ZM125 114H126L125 117L127 116L126 118H123V120L120 119L117 123L112 121L111 122V126H109L110 128L109 127L106 128V130L108 129L107 131L105 129H104L105 132H104V130L101 131V132H103V134L100 133V138H102V137L103 138L100 139V140H105L106 139L108 141L110 139L108 142H111L113 144L119 143L120 135L116 134V132H118L120 129H122L123 126L126 127V123L128 124L129 120H131V118H130L131 116H129L131 113L130 112H126ZM105 115H107V116H105ZM24 116H26V117H24ZM102 117H104V118L102 119ZM224 118L227 119V121ZM98 119H99V121H98ZM123 121L125 122L124 124H122ZM154 121H155V124H154ZM160 121H163L162 124H160L161 123ZM150 122H152V123H150ZM228 122H229V124H228ZM150 124H151V126H149ZM139 125L142 127L141 129L139 128L140 127ZM252 125L253 124H248L247 127H246L248 130L246 128H245L246 131L243 129V134H241V135L242 136L248 135L249 133L251 134L252 132L256 134L257 130L254 129ZM54 126H55V128H54ZM118 126H119L120 129L118 128ZM143 126H145V127H143ZM248 126H249V128L250 127L251 128L249 129ZM21 128H23V129H21ZM1 129H3V131ZM144 129H146V130H144ZM226 129L227 128H225V132H227ZM20 130H22V131H20ZM18 132H19V134H18ZM88 132L90 134H88ZM246 132H248V133H246ZM15 133L18 134V135L16 136ZM77 133L79 134V138H82L81 139V143L79 142L78 139H77L78 142L76 141L75 144L74 143L71 144L73 141H70V143L67 142V139L73 138V135L75 136V134L77 135ZM10 134H12V135H10ZM224 134H226V133H224ZM69 135H70V137H69ZM81 135H82V137H80ZM180 135H181V133H180ZM208 135L209 136L206 135L208 138L207 137H205V138L203 137V139H206V140L211 142L212 141V137H214L215 134L213 135L212 133H210ZM222 135H223V133L220 136H218V138H220ZM56 136H57V139H59V140L56 139L55 143L52 144L49 141V139L54 137L53 138V140H54L56 138ZM64 136L67 137V139ZM167 137H170V138L167 139ZM222 137H224V135ZM260 137L264 138V135L263 136L260 135ZM62 138H63V140H62ZM107 138H109V139H107ZM166 140H168V141H166ZM225 140L228 141L229 138L225 137ZM12 141H10V142H12ZM219 141H220V139H219ZM170 142H171V144L173 143L174 145H175V142H177V143H176V145L174 147V145L172 146L170 144ZM49 143L52 144V145L49 146ZM199 143L200 142H198V144ZM26 144H28V145H26ZM34 144H35V147H33ZM133 144H131L130 147L133 148V146H134ZM46 145H48V146H46ZM187 145L188 144H186V146ZM54 146H56V147H54ZM123 146H124V148H123ZM186 146H184V147H186ZM227 146L229 148L231 146V143L228 142ZM65 147H67L68 151H66L67 149H65ZM233 147L241 149L240 147H238L235 144L233 145ZM33 148H36V149H33ZM202 148L203 149L197 151L196 153L197 154L205 153L207 151V149H208V146H206V144H205V145L202 146ZM225 148L228 149L227 147H224V145L223 146L219 145L220 151L216 150L214 153L213 152L209 153L210 155L212 154L211 156L214 158V164L218 163V161H220L219 157L224 153V151L225 152L227 151V150H225ZM31 149L35 153H33ZM37 149H39L40 151L42 150V151L41 152L39 150L36 151ZM61 149L63 150V153L66 151V153H64V155H63ZM70 149H71V151H70ZM102 149L103 148H101L100 152L103 151ZM23 150H25V151L23 152ZM75 150H77V151H75ZM125 150H126V153H125ZM84 151L87 152L86 153L88 155L87 158H83L84 157L83 156L84 155L83 154ZM121 151H123V152H121ZM36 152H38V153H36ZM123 153H125V154L123 155ZM21 154H25V156L23 155L24 156L23 157V156H21ZM26 154H28L27 155V158H28L27 162L29 164L28 163L25 164ZM139 155H141V156H139ZM246 156H248L247 152H246ZM8 157H11L12 159L11 158L9 159ZM75 157H76V159H75ZM205 157L206 156L204 155V158ZM22 158H23V160H22ZM97 158L100 161L96 160ZM92 159H94V160H92ZM21 160H22V162H21ZM9 161H11V162H9ZM12 161H13V163H12ZM8 162H9V164H8ZM94 162L95 163L97 162V163L95 164ZM103 162H105V163H103ZM224 163L227 165V161H223L222 162L223 165H225ZM239 163H240V165H239ZM94 164L96 165L95 167H98L97 170H96V168H93ZM119 166H121V169H120ZM207 170L209 171V173L206 174ZM101 172H103V174H106L104 176H107V177L105 178L104 176H101ZM258 172L261 173L262 170H260ZM123 173H125V174H123ZM215 173H217V176H216L215 180L213 181L210 177H213L215 175ZM202 174L204 176H202ZM95 175H96V177H95ZM32 176H34V177H32ZM0 177H1V174H0ZM47 177H48V179H47ZM68 177H70L71 179L69 180ZM78 177H80L81 180L83 179V181H80V178L78 180ZM102 177H104V178H102ZM84 178H87V179H84ZM199 178H201V179H199ZM209 178H210V181H209ZM231 178H232V180H231ZM67 179H68V182L66 181ZM104 179H106V180H104ZM71 180H72V182H71ZM49 181H53V183L49 182ZM54 181H55V183H54ZM56 182H58V183H56ZM193 182H195V183H193ZM197 182L199 183V185H197L198 184ZM241 182H243V181L241 180ZM182 183H183V185H182ZM221 183H223V184H221ZM74 184L77 185V186H75ZM1 187H3V188L0 191V197L6 191H9V194L11 193V191L8 190L6 187H4V186H1ZM66 187H67V189H66ZM180 187H182V188H180ZM5 189H6V191H5ZM92 189H93V191H92ZM2 191H4V192H2ZM176 193H178L179 195L178 194L175 195ZM255 195H257V196H255ZM253 196H255L259 200L255 199V197H253ZM219 198L222 199L221 202L223 201L222 202L223 204L222 203L220 204ZM248 198H249V200H248ZM0 200H1V198H0ZM88 200L90 201V199H88ZM35 202L39 203V204H37L38 206H41V207L44 206L43 198H42V200H41V198L40 199H36ZM96 202H97V204H96ZM90 204H92L93 206L92 205L90 206ZM156 204H158V205L160 204V205L158 206ZM0 207H1V205H0ZM259 208H261V209H259ZM100 209H102V210H100ZM159 209H161V210H159ZM240 209L243 212H239ZM71 213L74 214V216ZM92 213L93 212H91V214ZM121 214H123V215H121ZM214 214H216V217H215ZM236 215H238V216H236ZM244 215H245V213H244ZM256 215H254V216H256ZM69 216L70 217L73 216V217L70 218ZM212 216H214V217H212ZM246 216H247V214H246ZM45 217H46V219H45ZM43 219H45V220H43ZM71 219H73L71 221L72 223L70 222ZM5 220H6V217L4 215H0V224H2V226L7 225V222H5ZM47 220H49L50 222L49 221L46 222ZM113 221H115V222H113ZM1 222H3V223H1ZM4 222H5V224H4ZM40 222H42V224H40ZM66 222H67V225L65 224ZM100 222L101 223L104 222V223L101 224ZM70 223H71L72 226L70 225ZM119 224H121V225H119ZM125 224H126V226H125ZM180 224H183V225H180ZM184 224H185V226H184ZM99 225H101L102 229L99 228L100 227ZM172 225H173V228L170 227ZM205 225H206V227H205ZM78 226L80 228H82L83 230L80 229ZM174 226H175V228H174ZM225 226H228V227H225ZM75 227H78V229L82 230V232L80 233V230H79V232H77L78 229L75 228ZM168 227H169V229L172 232L169 231ZM61 228L62 229L64 228L66 230V232L62 231ZM230 228H233L234 230L230 229ZM100 229H101V235H99L100 234L99 233ZM103 230H105V231H103ZM91 231H94V232L97 231L98 232V238L96 239V243L88 241L89 240L88 238H90L89 235L91 233H93ZM165 231L166 232L169 231V232L166 233ZM210 231H212V232L210 233ZM51 233H53V234L56 233L58 235L56 236L54 234L55 236H54V239H53V237H52L53 234H51ZM60 233H61V235H60ZM87 233H89V234H87ZM80 234L83 237L80 236ZM217 236L219 238H217ZM59 237H61L60 240H59ZM163 238H165V239H163ZM89 242H91V243H89ZM57 243H59V245H57ZM86 243H87L88 246L86 245ZM36 244H37V246H39V248L36 246ZM109 244H110V247L108 246ZM227 244H228V246H226ZM41 245H42V247H40ZM12 246H16L17 249H15V247L11 249ZM35 246L37 247V249H40V248L41 249L37 251V249H35L36 248ZM58 246L63 247V248L59 249ZM74 246H75V248H74ZM84 246H85V248H83ZM89 246H90V248H88ZM21 247H22V249H21ZM29 247H31V248H29ZM33 247H35V248L32 249ZM42 248H44V250ZM100 248H102V249H100ZM126 248H127V250H125ZM244 248L246 249L245 252H244V250H245ZM257 248L259 250L261 247L260 248L259 247H255L254 249L252 248V252L254 253V251ZM2 249H4V250H2ZM14 249H15V251H14ZM58 249H59V251H58ZM129 249H130V251H129ZM223 249H225L224 250L225 252L223 251ZM5 250H9L11 253L16 254V255H19L20 254L19 252H21L24 255L26 254V256H24V258H23L22 254H21L23 259L19 258V260H20L19 261L17 257L14 258L16 255H13L10 252L5 251ZM16 250H17V253H19V254L15 253ZM41 250H43V251H41ZM3 251H5V254H4ZM131 251H133V252H131ZM6 252H8V253H6ZM27 252H28V254H27ZM39 252L41 253V255H39ZM43 252L45 253V255H44ZM238 252L239 253L242 252V253L239 255ZM9 253H10V255H9ZM234 253H238V257H236L237 259L235 258L236 254L234 255ZM6 254L9 255V257ZM107 254H110V255H107ZM128 254L129 255L131 254V256L128 257L127 256ZM3 255H5V256H3ZM233 255H234V257H233ZM12 256H13V258H12ZM36 256L39 259H36ZM92 256H91V259H89L90 261L93 260ZM126 256H127V258H126ZM4 257H6L7 259H5ZM40 258L41 259L43 258V259L40 261ZM130 258H131L132 262H131ZM32 259H33V261H32ZM124 259H125V261H124ZM5 260H7L8 262L5 261ZM27 260H28V263H27ZM16 261H17V263H16ZM90 261H89V263L93 262V261L92 262H90ZM5 262H7V263H5ZM55 263L56 262H52V263H50V261L48 262V264H55ZM95 264H96V262H95Z\"/></svg>", "mask_w": 264, "mask_h": 264}]
</instances>
